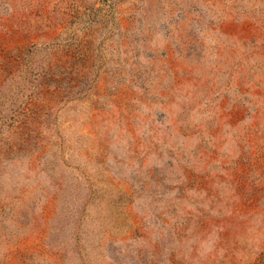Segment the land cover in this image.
I'll return each mask as SVG.
<instances>
[{
    "label": "rangeland",
    "instance_id": "rangeland-1",
    "mask_svg": "<svg viewBox=\"0 0 264 264\" xmlns=\"http://www.w3.org/2000/svg\"><path fill=\"white\" fill-rule=\"evenodd\" d=\"M0 264H264V0H0Z\"/></svg>",
    "mask_w": 264,
    "mask_h": 264
}]
</instances>
